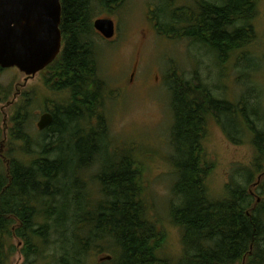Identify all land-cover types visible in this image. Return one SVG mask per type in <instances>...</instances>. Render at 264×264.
I'll list each match as a JSON object with an SVG mask.
<instances>
[{
    "label": "trees",
    "instance_id": "trees-1",
    "mask_svg": "<svg viewBox=\"0 0 264 264\" xmlns=\"http://www.w3.org/2000/svg\"><path fill=\"white\" fill-rule=\"evenodd\" d=\"M125 1L61 0L64 48L45 72L50 87L67 93L68 101L50 112L54 123L43 139L34 141L27 132L31 99L12 102L11 89L2 99L16 110L0 142V264H12L16 255L27 262L46 257L50 264H93L92 255L104 253L112 264H174L161 256L165 236L136 158L111 152L106 143L101 110L108 86L99 75L95 11ZM165 12L155 21L159 34L209 48L222 64L236 55L249 60L258 0H196L191 8L174 9L166 21ZM175 78L172 140L180 160L172 162L178 176L173 191L181 203L172 206L171 216L183 231L184 264H264V130L255 123L261 113L245 112L255 96L233 104L198 77ZM230 115L243 118L235 134L252 137L256 158L218 199L208 186L214 166L203 147L211 120L232 137L222 123ZM35 143L37 156L31 154ZM259 178L260 202L251 194Z\"/></svg>",
    "mask_w": 264,
    "mask_h": 264
},
{
    "label": "rangeland",
    "instance_id": "rangeland-1",
    "mask_svg": "<svg viewBox=\"0 0 264 264\" xmlns=\"http://www.w3.org/2000/svg\"><path fill=\"white\" fill-rule=\"evenodd\" d=\"M195 2L126 0L120 7L111 10L99 7L95 11V19L110 18L117 28L112 41L104 40L99 34L94 38L99 75L108 86L101 110L106 117V143L111 152L132 154L136 158L159 229L165 236L161 256L174 264H184L185 260L183 231L174 224L171 216L172 206L181 203V198L175 197L173 191L178 176L172 162L180 160L172 140L175 77L186 81L198 77L219 99L233 104H237L243 95H254L255 99H251L252 104L245 112L248 115L253 111L261 113V121L255 123L264 130V0H258L259 15L254 21L256 42L247 51L250 53L249 60L236 55L229 57L225 64L209 48L197 45L188 38H169L157 30L155 21L161 10L166 9L163 18L166 21L174 9L191 8ZM49 81L50 74L45 71L34 78L27 77L16 68L0 72V91L4 92L3 96L0 95V142L7 138L4 127L11 123V116L16 110V107H9L2 101L10 89V101L20 105L26 98L32 100L27 132L34 141L43 139L45 131L41 132L37 127L40 117L46 112L56 111L68 101V94L56 93ZM242 121L243 118L234 119L231 115L222 118L223 127L232 133L231 138L237 143L218 123L213 120L208 123L203 148L207 161L214 166L208 186L218 199L226 196L228 183L234 178L240 180L241 174H246L256 158L252 137L245 133L235 134ZM39 152L40 148L35 143L31 154L37 156ZM98 168L91 170L93 178ZM261 180L259 178L257 185H253L254 191L251 189L258 202L261 201V194L257 188ZM93 191L97 192L94 194L97 196L96 187ZM107 254H93L91 262L112 264L111 261L100 263L102 258L110 256ZM12 264L50 262L46 257L32 258L27 262L23 256L16 255Z\"/></svg>",
    "mask_w": 264,
    "mask_h": 264
},
{
    "label": "water",
    "instance_id": "water-1",
    "mask_svg": "<svg viewBox=\"0 0 264 264\" xmlns=\"http://www.w3.org/2000/svg\"><path fill=\"white\" fill-rule=\"evenodd\" d=\"M61 0H0V69H18L29 78L47 69L62 53ZM95 31L105 40L117 32L110 18L94 20ZM54 123L46 112L38 129L43 132ZM107 256L100 263L111 261Z\"/></svg>",
    "mask_w": 264,
    "mask_h": 264
},
{
    "label": "flooded vegetation",
    "instance_id": "flooded-vegetation-1",
    "mask_svg": "<svg viewBox=\"0 0 264 264\" xmlns=\"http://www.w3.org/2000/svg\"><path fill=\"white\" fill-rule=\"evenodd\" d=\"M116 36V35H115ZM115 39V37L112 39V40H114ZM105 40V39H104ZM112 40H108V41H112Z\"/></svg>",
    "mask_w": 264,
    "mask_h": 264
}]
</instances>
